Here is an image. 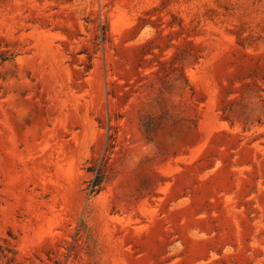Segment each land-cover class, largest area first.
I'll return each mask as SVG.
<instances>
[{"label":"rangeland","instance_id":"obj_1","mask_svg":"<svg viewBox=\"0 0 264 264\" xmlns=\"http://www.w3.org/2000/svg\"><path fill=\"white\" fill-rule=\"evenodd\" d=\"M0 264H264V0H0Z\"/></svg>","mask_w":264,"mask_h":264},{"label":"trees","instance_id":"obj_2","mask_svg":"<svg viewBox=\"0 0 264 264\" xmlns=\"http://www.w3.org/2000/svg\"><path fill=\"white\" fill-rule=\"evenodd\" d=\"M88 171L93 172L95 176L88 181L87 189L89 190L90 194L98 193L102 189V185H103V179H104L103 170L101 167L94 168L90 166L88 168Z\"/></svg>","mask_w":264,"mask_h":264}]
</instances>
